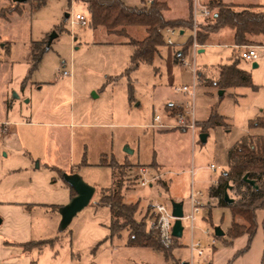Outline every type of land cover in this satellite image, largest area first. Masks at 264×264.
<instances>
[{"label":"rangeland","instance_id":"374dc122","mask_svg":"<svg viewBox=\"0 0 264 264\" xmlns=\"http://www.w3.org/2000/svg\"><path fill=\"white\" fill-rule=\"evenodd\" d=\"M153 1L169 3L170 8L164 2L168 7L165 19L185 18L190 25L184 30L170 28L185 34L172 36V45L160 47L151 65L141 64L125 75L133 51L126 38L72 23L77 14L88 22L84 3L46 0L37 8L36 1L28 0L11 13V0H0V15L5 16L0 19V123L4 124L0 174L14 171L2 184L18 187L22 200L32 205L31 240L51 241L41 250L22 253L31 264H182L192 259L195 264H221L222 255L232 249L227 237L231 214L214 201L206 207L208 188L227 170L228 150L234 144L247 135L264 136L263 129L249 125L264 112V47L255 48L256 61L240 59V50L227 46L229 31L212 35L203 53L194 54L191 46L182 58L195 65L192 99L176 91L191 88L192 70L181 57L175 60L194 30L191 3ZM122 2L143 6L140 0ZM221 2L240 8L251 1ZM210 20H200L197 31ZM129 33L136 40L146 35L143 28ZM42 42L45 51L34 67L30 47ZM235 59L250 75L252 86L222 91L212 84L217 69ZM173 103L172 112L168 105ZM215 115L223 117L225 124L204 132L203 123ZM179 116L185 124L193 120L194 137L191 130L180 127ZM199 134H206V143L199 141ZM113 161L132 166L121 193L126 204L138 203V220L144 216L147 222L152 220L149 204L155 197L168 208L172 202L182 203L183 214L188 216L191 189L199 194L204 207L192 229L188 220L181 221L182 237L168 257L153 248L128 246L126 230L109 236V208L95 203L101 193L113 189L116 172L102 165ZM154 164L157 170L150 167ZM141 167L152 176H162L168 190L156 187L155 180L141 187L136 181ZM70 174L80 176L95 193L89 205L61 230L57 208L71 199L70 187L63 180ZM217 227L223 232L220 238L214 237ZM191 242L200 244L201 257L190 252Z\"/></svg>","mask_w":264,"mask_h":264},{"label":"trees","instance_id":"16d2710c","mask_svg":"<svg viewBox=\"0 0 264 264\" xmlns=\"http://www.w3.org/2000/svg\"><path fill=\"white\" fill-rule=\"evenodd\" d=\"M28 1V0H27ZM26 1V2H27ZM36 1L37 8L45 4L46 0ZM86 5L89 20L87 26L92 29L103 28L109 35H116L127 39V44L132 47V55L125 75L135 71L139 65H151L160 47L164 42V30L167 28L188 29V20H167L165 13L168 7L165 3L153 1L146 5L145 0H140L142 7H132L124 4L122 0H77ZM12 12L19 9L20 4L14 3ZM190 6V2H189ZM191 7V6H190ZM216 17L199 26L197 31V43L201 46L206 45L212 35L229 31L231 33L230 43L236 48L254 45L264 47V5H246L237 8L235 4L223 3L215 0L209 3ZM10 13V14H11ZM5 16L0 15V19ZM135 28L145 30V38L136 40L132 38L129 31ZM192 46L191 39L182 47L180 54L175 55V60L187 55ZM45 51V44L33 43L30 47V58L34 67L40 62ZM216 81L212 82L220 90L251 87L250 75L238 67V59L230 64L219 66L217 69ZM131 92V89H130ZM169 111L174 110L173 106L168 107ZM225 119L221 116H212L207 122L203 123L204 132L210 128L223 126ZM250 128L264 130V112L262 117L250 121ZM227 128V125H226ZM114 169L113 189L109 193L102 194L95 203L96 207L109 208L111 220L108 226L109 236H117L122 231L128 232L127 245L131 247H147L162 251L166 257L176 246L177 239L174 238L170 249L164 248L156 233L147 228V217L138 220L136 213L138 203L126 204L121 193L122 183L128 178L131 169L129 163L110 164L102 163ZM157 170L155 165L150 166ZM253 181L256 189L245 182L243 178ZM156 187L168 190V184L158 176L155 180ZM71 198L75 196L72 188ZM227 194L232 203L224 201ZM208 203L206 207L214 201L217 207L226 208L231 214V223L227 231V237L231 242L241 236L248 237V245L242 251H246L249 243L254 237L257 229L256 211H264V136L247 135L234 144L227 154V170L222 173L217 181L208 188ZM30 206V205H29ZM28 206V208H29ZM61 207H58L59 210ZM208 210V215L210 216ZM215 238H220L216 237ZM51 241H29L20 244L24 253L33 249H42Z\"/></svg>","mask_w":264,"mask_h":264},{"label":"crops","instance_id":"0c3cea01","mask_svg":"<svg viewBox=\"0 0 264 264\" xmlns=\"http://www.w3.org/2000/svg\"><path fill=\"white\" fill-rule=\"evenodd\" d=\"M161 1V0H159ZM249 4L252 6L264 5V0H250ZM166 2L169 6L167 1ZM184 2L187 5L186 0ZM225 2V1H224ZM231 3V2H226ZM234 4V3H232ZM188 15L189 9L187 8ZM184 20L185 18H175ZM185 32L180 31V36H183ZM226 46V45H225ZM227 46L233 48V50H240L241 48H236L230 43V38L228 39ZM204 48V47H203ZM203 48L197 50L196 53H203ZM202 50V51H201ZM195 53V54H196ZM258 58V57H257ZM184 87V86H183ZM175 106V104H170L168 106ZM181 108L184 111V108L176 106L175 108ZM168 118L172 117L167 112ZM6 124V122H4ZM174 124V123H173ZM2 123H0V133L2 131ZM165 126H171V123L164 124ZM166 131V130H162ZM169 131V130H168ZM200 135V134H199ZM192 136H195L193 132ZM207 141V137H206ZM206 143V142H205ZM155 167H158L157 164H154ZM5 173V172H4ZM0 174V264H31L27 256L24 257L22 253V248L20 244L27 243L31 240V223L29 217L31 211L33 210L32 205L29 204L28 200H22L21 190L18 187L9 188L6 185L2 184V180L6 177H11L14 173L8 172L6 174ZM210 187V186H209ZM71 195V190H70ZM71 197V196H70ZM30 205V206H29ZM64 205V204H63ZM29 206V208H28ZM59 207H62L60 205ZM256 223L257 229L254 237L249 243V247L246 251L242 252L248 245V237L246 235L234 239L232 244V249L226 250L225 254L222 255L220 260L221 264L229 262L228 264H264V256L262 258V253H264V211H256ZM46 241V240H39ZM41 250V249H33ZM32 250V251H33ZM26 252L31 254V252ZM242 257H237L242 255ZM25 254V253H24Z\"/></svg>","mask_w":264,"mask_h":264},{"label":"built area","instance_id":"2783aa9c","mask_svg":"<svg viewBox=\"0 0 264 264\" xmlns=\"http://www.w3.org/2000/svg\"><path fill=\"white\" fill-rule=\"evenodd\" d=\"M191 3V16H192V22L194 25V30L190 31V39L192 41V49L196 53L198 49L202 48L203 46H200L196 39H197V24L200 20L207 19V18H212L214 19L216 17L215 12H213L210 7L209 3L215 0H189ZM153 0H147L146 3L148 5L152 4ZM77 22L78 24L82 26H86L87 22L84 19L82 15H75L74 19L72 20V23ZM180 34V31H176L174 29H166L164 31V42L171 46L172 45V39L171 37L174 36L175 34ZM240 53H239V58L243 60H250V61H256L257 60V54L255 52V46H247V47H240ZM194 53V54H195ZM180 54V52H178ZM193 54V55H194ZM180 61L192 70V86L189 89L187 86L177 88L176 91L178 93H185L188 94L192 99L194 97V89H195V84H196V71H195V65L194 62H185L184 59L181 57ZM66 74V73H65ZM160 118L156 116L154 118V122H159ZM179 123L181 124L180 127L183 129H189L192 132L195 130V125L193 120L190 121L189 124H185L184 119H182V116H179ZM151 127H154L152 125ZM213 168V166L211 167ZM138 178L137 182L141 187H148L152 185V181L156 180L159 175L152 176L149 172V169L147 168H139L138 171ZM199 194L194 192L193 189H191L190 193V214L188 216H184L181 218L182 220H188L190 222V227L191 229L193 228V224L195 221L196 216H198L203 207L204 204L198 198ZM149 208L151 210V213L153 215V218L151 221L147 223V228L149 231L154 232L157 234L158 239L161 243V245L168 249L172 246L173 239L174 237L172 236V227L175 221V218L172 215V209L166 207L164 203H161L160 198L155 197L151 203L149 204ZM209 234V232H206ZM190 252L192 254L196 253L197 257H201L203 255V251L200 249V244L199 243H194L191 242L190 244ZM182 264H195L193 259L188 262V263H182Z\"/></svg>","mask_w":264,"mask_h":264},{"label":"water","instance_id":"95a60500","mask_svg":"<svg viewBox=\"0 0 264 264\" xmlns=\"http://www.w3.org/2000/svg\"><path fill=\"white\" fill-rule=\"evenodd\" d=\"M16 4H24L27 0H12ZM202 51V50H201ZM257 67L256 63L253 64V68ZM206 134L199 135V141L204 144L206 142ZM128 153V150L125 151ZM64 182L74 190L75 196L70 201L59 209L60 223L59 228L61 230L66 229L72 219L82 211L86 206L89 205L94 193L95 188L85 183L80 176L77 174L65 175L63 178ZM243 180L255 189L257 188L253 181L247 180L246 177ZM224 201L228 204L232 203V199L227 194L224 195ZM172 215L175 218L172 227V236L175 239L182 237L183 227L181 224V218L183 217V206L182 203L172 202L171 203ZM214 236L222 237L223 232L217 227L214 229Z\"/></svg>","mask_w":264,"mask_h":264}]
</instances>
